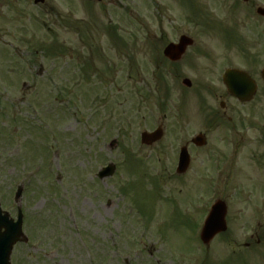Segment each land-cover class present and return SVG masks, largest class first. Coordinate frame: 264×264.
Wrapping results in <instances>:
<instances>
[{
  "label": "rangeland",
  "instance_id": "rangeland-1",
  "mask_svg": "<svg viewBox=\"0 0 264 264\" xmlns=\"http://www.w3.org/2000/svg\"><path fill=\"white\" fill-rule=\"evenodd\" d=\"M199 4L0 0V204L15 217L13 194L22 184L28 238L26 245L13 248L10 264L220 260L216 249L225 251L224 243H210L206 252L196 237L204 206L200 213L191 211L198 204L185 206L186 198L198 200L195 164L185 175L175 173L178 150L185 142L189 149L197 131L200 60L190 62L189 55L170 67L158 51L184 34L195 42L228 40V33H213L231 26L226 7L213 0ZM73 22L91 30L102 55L89 56L77 44L82 32L58 29ZM116 23L123 32L114 44L102 28ZM56 44L65 49L61 57ZM71 49L79 59L71 58ZM212 51L216 66H224L226 51ZM110 63L118 65L117 79L105 83L93 69ZM185 77L191 89L181 84ZM160 125L163 138L150 147L140 145V133ZM108 163L115 172L99 180L97 172ZM252 264H264V253L252 257Z\"/></svg>",
  "mask_w": 264,
  "mask_h": 264
},
{
  "label": "flooded vegetation",
  "instance_id": "flooded-vegetation-1",
  "mask_svg": "<svg viewBox=\"0 0 264 264\" xmlns=\"http://www.w3.org/2000/svg\"><path fill=\"white\" fill-rule=\"evenodd\" d=\"M173 1L182 6L181 0ZM186 1L190 8L200 6V0ZM213 1L226 7L231 22L229 29L220 27L213 33H228V40L194 41L179 61L170 62L161 57V62L176 67L189 55L190 62H194V58L200 60L196 87V146L191 143L195 137L190 138L197 155L193 158L190 146L189 166L184 175L195 164L197 202L205 207L216 203L225 209V231L213 239L215 243H224L221 248L225 251L216 249L220 260L214 264H252V257L264 253L260 248L264 246V0ZM191 10L199 15V9ZM58 29L82 32L77 44L86 49L89 56L103 54L104 50L94 44L89 28L73 22ZM102 29L114 34V44L121 40L118 37L123 32L121 25L111 24ZM178 39L158 49L160 56L167 44H176ZM211 46L217 47L210 49ZM191 47L197 50L191 52ZM213 49L226 51L222 54L224 66H216L218 57ZM70 56L79 59L74 49L70 50ZM86 62L78 68L79 72L84 70ZM93 70V74L99 75L105 83L117 79L118 65L115 63ZM212 77L215 81L210 80ZM184 79L189 78L182 81ZM159 104L166 109V102ZM177 128H181L178 123Z\"/></svg>",
  "mask_w": 264,
  "mask_h": 264
},
{
  "label": "water",
  "instance_id": "water-1",
  "mask_svg": "<svg viewBox=\"0 0 264 264\" xmlns=\"http://www.w3.org/2000/svg\"><path fill=\"white\" fill-rule=\"evenodd\" d=\"M36 0L35 2H38ZM99 1V0H97ZM190 42L189 39L183 37L180 39V43L182 46H173L169 45L164 50V55L169 57L172 60H177L182 54L185 45ZM184 84L187 86L190 85L188 81H184ZM160 131L157 130L153 133H142L141 134V142L143 144H151L160 138ZM196 142V141H195ZM197 143V142H196ZM188 164V155L186 150L183 148L180 152L179 164H178V173H182ZM114 166L108 165L103 168L99 173L98 177L100 179L109 177L113 174ZM21 195V187L17 189L15 194V201L19 203V197ZM223 212L218 209V206H215L210 212L209 217L204 225V228L201 233V239L204 243H208L209 240L219 231L223 230ZM22 224V213L20 210V206H18L17 219L14 221L9 218V215L3 212L0 208V264H9L10 253L13 248V245L19 241L26 242L27 239L23 236L21 230ZM3 230V231H2Z\"/></svg>",
  "mask_w": 264,
  "mask_h": 264
}]
</instances>
